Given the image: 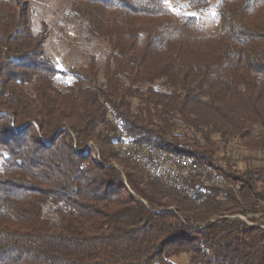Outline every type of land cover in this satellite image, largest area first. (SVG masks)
<instances>
[{
	"label": "trees",
	"instance_id": "1",
	"mask_svg": "<svg viewBox=\"0 0 264 264\" xmlns=\"http://www.w3.org/2000/svg\"><path fill=\"white\" fill-rule=\"evenodd\" d=\"M181 1L177 15L165 0H72L109 52L64 71L50 24L0 0V264H264V169L228 156L234 140L264 153V0H220L219 36L211 0ZM126 140L206 181L182 197L125 158Z\"/></svg>",
	"mask_w": 264,
	"mask_h": 264
},
{
	"label": "rangeland",
	"instance_id": "2",
	"mask_svg": "<svg viewBox=\"0 0 264 264\" xmlns=\"http://www.w3.org/2000/svg\"><path fill=\"white\" fill-rule=\"evenodd\" d=\"M25 1L33 11L32 21L35 31L41 29V23L50 24L46 52L61 69L67 71L70 66L79 67L82 64H86L92 55H96L100 63L103 62L105 55L109 52V45L104 40L89 41L87 39L88 33L85 30L84 22L75 19L71 13L72 0ZM219 1L211 0L210 9L202 17L209 32L216 36L221 33V21L216 9V4ZM168 6L177 15L183 12L181 0H168ZM124 143L121 145L122 149L124 148ZM228 148V156L234 161L239 170L256 167L264 169V153H250L237 140L231 141ZM181 196L185 198V196ZM235 217H239L242 220L246 219V217L241 215H236ZM174 260H177L178 264H189V257L186 254L178 253Z\"/></svg>",
	"mask_w": 264,
	"mask_h": 264
},
{
	"label": "built area",
	"instance_id": "3",
	"mask_svg": "<svg viewBox=\"0 0 264 264\" xmlns=\"http://www.w3.org/2000/svg\"><path fill=\"white\" fill-rule=\"evenodd\" d=\"M123 152L140 158L148 171L153 172L155 179L164 180L165 186L183 191V195L188 199L194 198V191L189 181L195 176L202 180L206 179L202 178L203 170L197 165L187 163L186 160L178 159L176 156L163 154L150 145H140L126 140Z\"/></svg>",
	"mask_w": 264,
	"mask_h": 264
},
{
	"label": "bare ground",
	"instance_id": "4",
	"mask_svg": "<svg viewBox=\"0 0 264 264\" xmlns=\"http://www.w3.org/2000/svg\"><path fill=\"white\" fill-rule=\"evenodd\" d=\"M153 149H154V150L161 151L163 154H166V155H168V156H176V157H178V159L186 160L187 163H193L190 159H188V158H186V157H184V156H181V155H179V154H177V153L166 152V151H164V150L156 149V148H154V147H153ZM124 156H125V158H128V160L130 159L134 164L140 166V167L144 170V172L148 175V177L151 178V180H156V179H155V175L153 174V172L148 171V168H146V166L143 165V161H141L140 158L134 156L133 154H126V153H124ZM193 164H194V163H193ZM204 178H205V177H204ZM161 181L164 182V180H161ZM164 184H165V182H164ZM170 188H174V187H170ZM179 192L182 193V195H183V191H179ZM183 196H184V195H183Z\"/></svg>",
	"mask_w": 264,
	"mask_h": 264
},
{
	"label": "snow or ice",
	"instance_id": "5",
	"mask_svg": "<svg viewBox=\"0 0 264 264\" xmlns=\"http://www.w3.org/2000/svg\"><path fill=\"white\" fill-rule=\"evenodd\" d=\"M165 3H168V0H165Z\"/></svg>",
	"mask_w": 264,
	"mask_h": 264
}]
</instances>
